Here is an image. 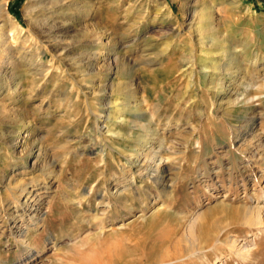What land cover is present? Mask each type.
Returning a JSON list of instances; mask_svg holds the SVG:
<instances>
[{
    "label": "rangeland",
    "instance_id": "obj_1",
    "mask_svg": "<svg viewBox=\"0 0 264 264\" xmlns=\"http://www.w3.org/2000/svg\"><path fill=\"white\" fill-rule=\"evenodd\" d=\"M38 1L0 0L22 30L0 45V264H264V0H58L37 41ZM208 5L226 56L197 40ZM127 100L158 129L170 195L142 167L124 207L101 194L143 135L106 131Z\"/></svg>",
    "mask_w": 264,
    "mask_h": 264
},
{
    "label": "bare ground",
    "instance_id": "obj_2",
    "mask_svg": "<svg viewBox=\"0 0 264 264\" xmlns=\"http://www.w3.org/2000/svg\"><path fill=\"white\" fill-rule=\"evenodd\" d=\"M57 4H59L58 0H39L38 1L35 16L32 17L29 21V26H30L29 32H31L30 35L34 34L37 41L41 39L40 35L47 36V32L52 28L53 24L49 20V17H50V13L54 12L53 10L57 8ZM4 10H5L4 3L0 2V45L4 46L5 48H8L6 41H5V38H7L8 35H11V36H15L14 37V40H15V38H18L20 36V34L22 33V30H18V28H17V24H19L17 19L13 16L7 15ZM212 17H213V6L208 5L207 7L203 8L202 20L200 22L205 23L208 20H212ZM206 29L207 30L211 29L209 27V25H206V23L204 26L201 25L199 27L198 35H197L198 42L202 45L203 44L208 45V46L216 45L219 48L220 55L226 56V53H227L226 43H224V41L216 39L214 37V34H212V33L209 34V32H211V31L207 32ZM30 35H28V36H30ZM204 54L208 55V52L204 51ZM201 63H202V66H201L202 77L206 80H209L210 85L213 89L212 99L214 101H216L218 99V97H220V92L224 89L223 83L219 82V80L217 78L213 77L214 74H212L208 71L209 69L206 66V64H204L203 61ZM8 64H10V63L8 62ZM214 69L218 70L219 67H214ZM227 70H228V68H227ZM233 73L230 70H228L227 74H233ZM238 98L234 99L235 103H239L243 100H249V102L251 101L250 98H245V97H243V99H238ZM121 107H122V109H121ZM121 107L118 108V106H117L116 109H118V111L122 110L121 112H124V114L125 113L129 114L131 116V118L126 119V117L121 116V115H116V114H115L116 116H113V117L108 116L107 119H111L113 122H112V124H110L111 126L107 125L108 126V128H106L107 133H110L112 135H116L118 137L125 138L126 135L124 136L121 133L122 131H119V129L117 130L113 127V125L115 124L114 121L119 120V122H121V123L131 125L132 128L139 129L141 131V133H143V135L134 138V140L136 141V144H138V148L131 147V148H124V150L118 149L119 153L123 154L125 159H126L125 164L121 166L122 175L124 177H126L125 178L126 180H125V182H123L122 179L119 180L117 178H114L111 183H108L106 185V190H105V192H103L101 194L102 195L101 197H103L108 192L110 194V196H112L114 198L115 202H118V204L120 206H124V207L129 206L128 199H127L126 195L132 194L133 197L140 198L141 196L138 193V190L147 188L148 187L146 184L147 182L142 181V185H140V187H136V177L134 175L138 173L139 175L143 176L144 173L142 171V167L145 168V170H147V174H149V178L155 182L156 186L158 187L159 192L165 191L164 193H168V195H170V192L166 189V187L168 186L166 184V181H168V180H166L167 170H166V166L164 165L163 156H160V153H158L159 148H156V147L154 148V146L150 147V145L148 144V143H151L150 139L153 137V135H155L154 137L159 136L158 129L151 127V124H150L148 118L145 116L144 113H142V114L136 113L135 109H134L136 107L134 105L131 106L130 101L127 100V101L123 102ZM100 117L101 116L98 115L96 117L97 118L96 121H98L100 119ZM253 122H254V118H250V120L246 119L245 124H243V126L250 125ZM95 126H96V124H95ZM234 135L236 136L238 134H234ZM160 138L161 137L159 136V141H161ZM164 143H165V141H164ZM260 145H263V144H260ZM159 147H161V146H159ZM163 147H164V145H163ZM112 149L115 150L114 147H112ZM162 149H164V148H162ZM173 152H175V151H173ZM101 155L104 156L103 154H101ZM163 165L165 166V168ZM134 168H137V170L133 171ZM129 172H131V173L128 174ZM164 180H166V181H164ZM15 184H18V183L15 181ZM119 185L120 186L121 185L122 186L127 185L129 187H122V188L119 187L118 188ZM171 185H172V183H171ZM112 188H114V189H112ZM21 191H22V189H20V192L18 193V195L16 194L17 197H19L21 195ZM162 196H163V194H162ZM166 196H167V194H166ZM154 201H155L154 204H156V200H154ZM24 203H26V202H24ZM104 205H108L109 207L114 206L113 204H107V203H105ZM252 210L254 211V209H252ZM253 214H255V213H253ZM245 216L247 217L246 214H245ZM19 235H23V233H19ZM222 237H223V235H222ZM226 238L227 237H225L223 240H225ZM216 241L218 242L219 238H217ZM215 242L210 246H207V243L205 241L203 243H202V241L199 242L200 245H199V248L197 249V252L201 254L202 252H205L208 250L214 251ZM230 242H231L230 245H232V243L234 241L229 239V243ZM226 244H228V243H226ZM244 250H247V249L245 248ZM241 252H242V250L238 249L237 254L240 255ZM30 256L31 255H28L27 257H30ZM118 256H119V254H118ZM123 256H122V258H123ZM205 259H207V258L204 255V259L202 258V260H205Z\"/></svg>",
    "mask_w": 264,
    "mask_h": 264
}]
</instances>
